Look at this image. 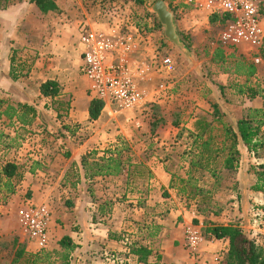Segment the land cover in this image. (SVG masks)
<instances>
[{"label": "crops", "instance_id": "1", "mask_svg": "<svg viewBox=\"0 0 264 264\" xmlns=\"http://www.w3.org/2000/svg\"><path fill=\"white\" fill-rule=\"evenodd\" d=\"M55 3L61 10L59 15L55 13L45 15L36 5L26 6V2L0 10V92L8 98L7 104L5 103V107L0 110V144H2L0 166L2 169L11 162L25 167L26 177L19 189L31 193L29 199L31 203L51 206L52 221L49 232L51 247L59 248V243L65 237H70L76 245L83 247L82 251L85 255L90 254L91 247L97 245L103 259L99 264H140L138 256L135 257L130 253L128 244L131 243V238L139 233L138 223L143 219L146 223L150 221L151 225L154 220L156 221L153 225L157 226L155 230L158 234L156 233L157 236L155 234L152 238L153 241L154 239L160 241L161 251L155 252L162 258L160 264H225L229 240L214 239L209 233V229L213 226H238L249 239L264 245V218L259 220V228L254 225L257 220L256 213L264 214V192L253 190L259 183V174L258 169L254 171L251 167L264 165V159L256 154L260 149L256 153H251L245 145L240 144L241 161L235 175L236 193L231 197V202H227L229 205L221 207L222 213H216L210 218L186 208L177 190L171 187L172 176L178 174V169L180 171L178 175L183 177H186L189 170L187 162L184 163L181 158L178 160L176 145H179V142L173 141L172 137L167 139L164 137L163 141L157 138L153 143L149 142L150 147L156 144L158 145L156 149L160 148V150L144 155L150 175L143 183L145 187L143 191H147L145 200L141 195L139 197L131 195L134 181L125 184L122 193L120 187L116 188L114 184H110V182L115 183L119 178H95L92 181L85 179V172L81 166L82 158L94 150L115 145L118 136L127 132H118L113 121H107L104 116L106 108L99 119L91 121L89 109L92 100L88 96L90 82L85 75L81 76V67L76 54L77 42L81 43V33L88 24L96 30H103L107 25L99 21L93 23L84 21L82 18V21L73 20L76 19L73 15L79 13L73 1L67 9L61 4V0H56ZM176 15L179 30L195 39L204 31L203 25L197 22L198 19H209L211 16L206 10L185 13L182 9L177 11ZM44 17L55 23L48 26ZM160 36L158 30L148 32V36L137 46L136 58L129 57V63L138 68L135 73L141 76L142 85L146 89V103L164 104L165 98L183 100L186 95L184 91L185 93L181 92L178 96H173L174 92L165 90L166 85H171L170 80L174 82L175 79L176 85L179 84L180 87L185 81L184 77L179 76L181 63L177 65L178 59H174L176 53L171 49L174 46L170 47V43L164 39V32L162 40ZM27 52L34 53L35 59L31 62L27 61L33 65L21 75L19 73L22 72L23 67L19 68L18 65H24ZM168 62L172 63L173 70L168 68ZM17 68H19L18 73ZM15 74L18 76L17 80L13 78ZM219 77L220 81L230 79L234 82L230 85L231 91L228 94L231 98H241L242 113L247 109L263 108L260 97L251 100L243 94L242 91L249 80L238 78L232 73L221 74ZM261 77L257 73L251 79L255 83L252 86L261 84L263 82ZM83 78H86L88 83L84 82ZM48 82L58 85L57 97L42 95L41 88ZM220 84L223 88L226 86V82ZM212 92L214 104L219 106L221 112H228L227 107L233 104L228 98L225 100L227 92L223 94L224 89L222 92L213 89ZM193 95L186 100L191 99L195 104L199 97ZM19 104L29 105L36 111V117L31 119L27 126L21 124L17 117L11 120L5 115L10 107L17 109ZM185 104L187 105V102ZM197 105L200 106L198 102ZM178 111L184 113L183 109ZM198 112L199 110L195 108L191 110L193 117L191 121L189 120V126L193 123L196 125L197 121L193 119ZM18 114L23 115L21 111ZM242 118L243 116L229 121L236 124ZM195 125L190 128L192 132L196 130ZM168 126L177 129L181 125L179 121L176 123L173 121ZM25 127H32L37 132L42 130L46 135L36 136L27 141L30 144L26 143L29 157H26V153L19 147L15 150V160L8 161L6 156L9 148L4 150L5 142L18 141L19 131ZM48 132L56 135H49ZM130 140L127 137V141ZM139 141L135 139L133 144ZM141 144L145 145V143ZM138 157V153L132 157L134 164H138ZM175 165L177 167H174ZM125 177L121 179L125 180ZM104 180L110 184L111 189L107 188L109 185L106 187L100 185ZM0 190L3 191V187ZM168 196L171 199H167ZM14 197L13 207L21 202L20 194ZM6 211L9 212V208L0 206V219L6 218ZM162 214L163 216H160ZM195 220L199 223L195 224ZM9 227V224L0 220V237L10 231L25 237L18 216L13 227ZM187 229H194L205 235L197 257H193L187 249ZM21 242L24 243L23 240ZM26 250L29 253L40 252V248L35 243L27 244ZM157 256L151 258L149 262L154 264Z\"/></svg>", "mask_w": 264, "mask_h": 264}, {"label": "rangeland", "instance_id": "2", "mask_svg": "<svg viewBox=\"0 0 264 264\" xmlns=\"http://www.w3.org/2000/svg\"><path fill=\"white\" fill-rule=\"evenodd\" d=\"M53 1L55 2L56 0ZM71 1L74 2L75 5L74 7L75 9L79 10L78 15H80V17H78V15H73L74 17H76V19L73 20L82 21L81 20L82 18L84 21H90L92 23L99 21L107 25L106 28H104L103 30L101 29L96 30L88 24V26L85 29H91V30L93 29V31H96L98 33L109 34L111 31H113V29L117 28L118 29L117 31L122 33V35L131 34L134 37L136 36L138 39V43H141V40L148 36V32L152 30L154 31L158 30V33H160L161 35L160 36L161 40L163 39L162 35L164 32V28L161 26L158 19L151 11L153 6L159 0H145L143 5H138L131 0H61V4L63 5V7H65V9H67L69 6H71L70 3ZM165 1L171 6V9L174 11L175 15L176 12L179 11L180 9H182L183 12L185 13L206 10L201 7L196 8L193 5L188 4L186 0H165ZM25 2L27 3L26 6L28 7L31 5H32L31 7H33L35 5V4H31L30 0H8L7 7L15 5L17 3H25ZM59 14H61V10L58 13V15ZM212 16L213 15H211L209 19H205V18L198 19L197 22L203 25L204 31L203 33L198 34L196 39L194 37H191V35L187 36L184 32L180 31L184 40H185L184 37L189 38L188 41L187 40L185 41L188 43V45L189 44L191 45V47L189 45L191 52L190 55H185L184 53H182L180 49L174 48L173 45L170 43V47H173L171 48L172 51L176 53L174 59L176 58L178 59V62H176L177 65L179 62L181 63V67H179L178 72L180 77H184L185 83L183 84L181 82L180 85L182 84L183 85L182 87H180L179 84L176 85L175 79H173L174 82L170 80L169 83L171 85L169 84L166 85L165 90L166 91L169 90L170 93L174 92L173 96L175 95L178 96L179 93L185 91L186 92V95H184L185 98L183 100H175V99L172 100L170 98L168 99L165 98L163 99L165 100L164 104L145 102L143 105L128 110H122L116 104L107 102L105 106L106 111L104 113L105 118L107 119L108 122H110L111 120L113 121V124L117 128L118 132H127V133L119 135L118 141L117 143H115V145L106 146L99 150H94L93 152L96 151L98 153L97 155L98 158L105 156L106 152L108 151H115V149L119 147L124 149V153H123L124 157L127 156L135 157V155L138 153L139 155L138 164H143L144 166H146L144 155L147 156L150 155L152 152L155 153L157 152V150L158 151L160 150V148L156 149V147L158 146L156 144H153V146L150 147L151 144L149 142L151 141L153 143L154 142L153 140L157 138L163 141L164 137H166L165 139L172 137L173 141L179 142V145H176V153L178 156V160L181 158V161L185 163V161L182 159V154L184 153V149H188L192 145L193 142V139L191 137L192 130L190 128L193 127V125H195V123H193L192 126L191 125L189 126V123L192 120L191 117H193V115L191 114V110H193L194 108L196 110H199V112L193 119L195 120V122L196 121L198 122L200 119L203 118L209 122H212L214 120L213 107L214 105H216L214 104L215 100L214 97L212 96L213 89H218V92H222V89H224L225 92L222 93L224 94L227 92V95L225 94L224 97L225 100L228 98L231 101V104H233L227 107L228 108L227 111L230 112L229 114H227L228 112L226 113L221 112L226 116L225 118L226 120H231V119L236 120L238 118H241L242 116L245 117L247 115L249 109L244 110L242 113L241 98H237V99L231 98V96H229L228 94L229 91H231L229 87L230 85L234 84V82L232 80L230 81V79L227 81H220L219 76L221 74H225V75L229 73L234 74L237 63L239 61L246 60L256 65L258 70L257 73H259L262 76L261 79L263 80L262 83L264 84V47L260 51H256L255 49L246 45H242L241 47H239V49L223 48L222 44L220 43V36L224 29V23L221 22L220 20H213ZM176 18L178 22L177 15ZM44 19H45V23L48 26L55 23V21L50 20L49 18L44 17ZM158 25H160V27H158ZM0 27H1V23H0ZM0 35H1V29H0ZM77 44H78L77 45L78 51L76 53L77 59L78 62L80 63L79 66L82 68L83 65L82 55L84 53V47L82 43H80L79 41L77 42ZM219 48L224 49L227 56L234 55V57L228 58L225 63H218V64L212 63V58L215 54V51ZM26 56L27 57L25 59V62H23L25 66L18 65L19 68L20 66L23 67L22 72L19 73L21 75H24L27 72L28 68L33 65V64H29V62L35 59L34 53L31 54L30 52H27ZM133 56L134 58H136L137 53H134ZM257 58L260 60V63L258 64L255 62V59ZM19 68H17L16 71L17 73L19 72ZM81 73H82L81 76L83 77L84 73L82 71ZM238 78H245V77H238ZM251 79H249V81L247 82L248 83L247 85L249 86L255 84L253 80L251 81ZM83 80L84 82L88 83L86 78H83ZM225 82H226V86L223 88V86H221L220 83H225ZM142 83L143 81L141 82V84ZM238 84L239 83H237V85ZM171 86H173V88H170ZM142 87L144 88L143 85ZM144 90L146 91L145 88ZM193 94L199 97L197 102L198 104H200V106L197 105V102L195 104L192 103L193 100L191 99L186 100L187 98L189 97L191 98V96H194ZM88 96L91 98V100L95 99L94 96L90 93V90H88ZM7 99L8 98L3 96V94L0 92V110L3 107H5V105L7 104L6 102ZM185 102H187V105L185 104ZM178 109L181 110L183 109L184 113L183 114L180 113ZM27 119L31 120L32 118L31 116H29L27 117ZM173 121L174 122L179 121L181 126L178 127L177 129L168 126V124ZM25 126H27V124H25ZM214 133H216V131ZM47 134L52 135L49 132ZM41 135H46V133L42 130L41 132H37V130H33L32 127H25L21 131H19L18 141L16 142L6 141L4 145V150H7V148H9L8 149L9 151H7V156H6L8 161L15 160V153H16L15 150H18L19 147L22 148L21 149L22 152L24 151V153H26L27 155L26 157H29V153L27 152L28 147H26V145L27 144L30 145V144L27 143V141L29 139ZM55 135L56 133L53 134L52 136ZM127 137L129 138V140L132 139V141L131 140L127 141ZM135 139H138V141L139 140L140 141L137 142L136 144H133V141ZM141 143H145V145H142ZM1 146L2 144H0V150L2 149ZM256 154H258L259 157L264 159V147L259 150V153ZM174 167H177V165H175ZM251 167L253 168L254 171L258 169L257 173L259 175L264 173V165L261 166L252 165ZM0 170H1V166H0ZM178 170L177 172L179 174L180 171ZM178 174H176L178 177L179 176L183 177ZM147 175L148 174L145 171L144 177L135 176L131 180L134 181L133 183L134 190L131 192L132 193L131 195H135L138 197L141 195L142 199L145 200L147 191H143V189H145L143 183L144 180L147 178ZM235 175L236 174L234 173L231 174L223 173L222 178L217 183L215 179H212L206 173L195 174L194 179L196 184L204 191L210 192V195L208 196L209 199L203 202V198L201 196H198L196 199L188 198V195L179 196V197L185 203L186 208H188L191 211H197L199 214H202L203 216L210 218L212 215H215L216 213H222L223 210L221 207L222 206L224 207L225 205H229L228 203L231 202V197L236 193ZM25 177H26V170H25ZM25 177L23 180H25ZM118 178H119L118 181H116L115 183L110 182V184L111 183L114 184L116 188L120 187L122 189V193H124V187L125 184H127V177H125V180L121 179L123 178V176ZM5 182L6 180L1 176V171H0V188L3 187V191L0 192V206L9 208V212L8 211L5 212L6 218L0 220L1 222L7 225L9 224L10 226L9 228L13 227V225L15 224V219L18 216V212L20 209L26 208L28 206L38 207V206L46 205L50 209V211H52L50 205L43 203H41L42 205L41 204L36 205L29 201V199L32 196L31 193L28 192L27 190L22 191V189H19L23 181L20 182L19 185L17 186L16 195H15L17 196L20 194L21 202L17 206L13 207L12 202L15 197L7 196L4 189ZM110 184L108 182H105V180L104 182L100 183V185H104L105 187L106 185H109V187H107L108 189L112 188ZM141 187H143L142 190ZM189 191L190 189H188V193ZM167 199H171V197L168 196ZM160 216H163V214ZM95 221L96 222L98 221L96 220V217H95ZM155 222L156 221L154 220V222H152L151 225L149 224L151 223L150 221L146 223L145 219H143V221L138 223L139 233L137 235H134V237H132L130 240V242L138 241L142 246L147 247L153 252V254L149 257V260L154 256L159 255V254H155L156 251H158L157 253L161 251L159 239H156V241L154 239L153 241L152 238L157 233V231L155 230L157 226L153 225V223L155 224ZM198 223L199 222L195 224ZM254 225L256 226L255 223ZM59 226H63V225L59 224ZM201 235L202 237L205 236L203 234ZM15 239L23 240L25 245L33 243L26 237H22V236L20 237L15 231H10V233H7L6 235L0 237V264H13V261L15 259V253L17 250V247L16 248L14 247ZM21 240L20 243L23 244ZM51 245L49 239L47 246L43 249H40L39 253L50 254V260L46 264H63L64 261L62 259V256L64 254V251L61 249L60 244H59V248L54 247L55 249L52 248ZM79 247H81V245H79ZM79 247L73 253L70 254V259H71L70 264H99L103 261L101 257L102 253L98 251L99 247L97 245H95L94 248L91 247L92 250H90V254L87 253L86 255L84 254L85 252L82 251L83 247L81 248ZM33 254H37V253H33ZM133 256L136 257V255ZM18 264H21V262Z\"/></svg>", "mask_w": 264, "mask_h": 264}, {"label": "trees", "instance_id": "3", "mask_svg": "<svg viewBox=\"0 0 264 264\" xmlns=\"http://www.w3.org/2000/svg\"><path fill=\"white\" fill-rule=\"evenodd\" d=\"M131 1L138 5H143L145 2V0ZM30 3L35 4L43 14H58L60 12L59 7L53 0H30ZM7 4L8 0H0V10L6 9ZM262 14L264 16V6ZM212 17L213 20L226 22V18L223 16L213 15ZM184 38L187 41L189 40L188 37ZM233 57L234 55L227 56L225 50L219 48L215 51L212 63H225L228 58ZM12 61L14 65V58ZM257 71L254 63L243 60L237 63L234 75L245 77L249 80L256 76ZM13 78L17 80L18 76L15 74ZM242 92L251 100L260 97L263 100V108L249 109L245 117L236 124H233L231 121L225 119L226 116L221 113L219 106L214 105V120L209 122L203 118L196 123L195 132H191L192 145L188 149H184V153L182 154V159L189 165L186 177H178L176 174L172 176L171 187L178 190L179 196L188 195V198L193 199L201 196L203 202L206 201L209 199L210 192L204 191L196 184L194 179L195 174L206 173L218 183L223 173L236 174L239 169L241 161L240 144L245 145L251 153H256L264 147V84L261 83L257 86L246 84ZM41 93L45 97L55 98L59 95V87L56 83L48 82L42 86ZM18 106L17 109L10 107L5 115L11 120L17 117L24 125L31 121L27 117L31 116L32 119L36 117V111L31 106L23 104H19ZM105 106L106 102L103 100L93 99L91 101L89 109L91 121L99 119ZM19 111L23 115L20 116L18 114ZM215 131L216 133H214ZM123 153L124 149L118 147L115 151L106 152L103 157L98 158L96 151L84 156L81 160V166L85 172V179L92 181L95 178L126 176L127 184H129L135 176L144 177L145 171L148 174L147 178L150 177L146 166L134 164L132 157H124ZM1 176L6 180L4 189L7 196H15L17 186L25 177V167L9 162L1 169ZM188 189H190L189 193ZM253 190L264 192V173L259 175V183ZM209 233L216 240H229L225 264H264V245L260 246L256 241L249 239L240 227L213 226L209 229ZM59 244L64 251L62 256L63 264H69L71 260L70 254L79 246L70 237H65ZM14 247H17V250L13 264L20 262L21 264H46L50 260L49 253L33 254L27 252L26 245L24 243L21 244L19 239H15ZM128 248L131 254L138 256V263L152 264L148 261L149 257L153 254L150 249L142 246L138 241H132L128 244ZM161 261L162 258L158 255L154 264H160Z\"/></svg>", "mask_w": 264, "mask_h": 264}, {"label": "built area", "instance_id": "4", "mask_svg": "<svg viewBox=\"0 0 264 264\" xmlns=\"http://www.w3.org/2000/svg\"><path fill=\"white\" fill-rule=\"evenodd\" d=\"M196 8H203L211 15L226 18L220 36L223 48L239 49L242 45L256 51L264 47V0H186ZM138 33V32H137ZM80 41L84 47L81 71L90 82V93L95 99L111 102L124 110L133 109L146 102V91L142 87L141 76L129 63V57L137 52V37L122 35L117 30L109 34L83 29ZM258 64L260 60L257 58ZM167 66L173 70L172 63ZM140 71V70H139ZM19 224L26 238L40 249L47 246L52 214L46 205L20 209ZM255 224L264 214L256 213ZM187 249L193 256L198 255L202 235L194 229L186 231Z\"/></svg>", "mask_w": 264, "mask_h": 264}, {"label": "water", "instance_id": "5", "mask_svg": "<svg viewBox=\"0 0 264 264\" xmlns=\"http://www.w3.org/2000/svg\"><path fill=\"white\" fill-rule=\"evenodd\" d=\"M151 11L164 28L165 40L180 49L185 55H190L189 45L180 33L177 18L171 6L165 0H159Z\"/></svg>", "mask_w": 264, "mask_h": 264}]
</instances>
